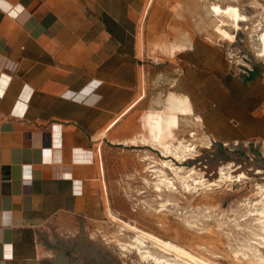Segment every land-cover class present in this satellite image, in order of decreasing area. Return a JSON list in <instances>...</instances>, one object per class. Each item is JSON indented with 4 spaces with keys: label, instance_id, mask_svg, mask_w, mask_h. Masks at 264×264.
I'll use <instances>...</instances> for the list:
<instances>
[{
    "label": "crops",
    "instance_id": "crops-1",
    "mask_svg": "<svg viewBox=\"0 0 264 264\" xmlns=\"http://www.w3.org/2000/svg\"><path fill=\"white\" fill-rule=\"evenodd\" d=\"M190 2L0 0V264H91L112 157L136 155L145 114L151 127L172 95L221 141L249 136L233 107L210 119L208 98L193 94L190 72L218 48Z\"/></svg>",
    "mask_w": 264,
    "mask_h": 264
},
{
    "label": "rangeland",
    "instance_id": "rangeland-1",
    "mask_svg": "<svg viewBox=\"0 0 264 264\" xmlns=\"http://www.w3.org/2000/svg\"><path fill=\"white\" fill-rule=\"evenodd\" d=\"M214 5L223 10L233 6L241 17L217 14ZM190 6L193 13L202 12L203 34L218 48L209 50L205 71L190 72L193 94L208 98L213 108L210 119L218 115L216 106L233 107L238 116L234 120L236 133L249 136L224 142L205 124V119L196 120L194 115L181 118L175 136L159 137L162 142L173 143L184 138L196 145L192 154L180 160L163 144L152 143L158 135L152 126L148 127L145 114L141 137L132 141L139 144L136 155L112 157L107 216L91 221L88 229L91 264H158L152 258H143L135 247H122L123 243L135 244L134 231L123 228L122 221L177 243L212 264H264V217L260 214L264 210V53L260 51L264 0H191ZM219 27L229 36L224 37ZM196 44L194 48L199 46ZM226 91L234 98L233 104L222 101ZM246 110L251 112L247 118ZM216 127L218 134L231 135L229 127ZM146 156L152 158L146 160ZM161 160H172L185 170L193 168L194 176L203 179L208 187L199 186L189 193L174 178L179 192L164 189L163 195H158L152 184L158 173L149 171L148 162L174 177ZM222 170L229 174L227 178L221 177ZM148 245L157 256L177 264H193L187 256H176L151 242Z\"/></svg>",
    "mask_w": 264,
    "mask_h": 264
},
{
    "label": "bare ground",
    "instance_id": "bare-ground-1",
    "mask_svg": "<svg viewBox=\"0 0 264 264\" xmlns=\"http://www.w3.org/2000/svg\"><path fill=\"white\" fill-rule=\"evenodd\" d=\"M213 8H214L213 10L217 14L224 15L223 12H225V14L231 16L232 18L240 19L241 17L239 13L240 11H238V9L233 6H229L226 10H223V8L220 7L219 5H214ZM219 30L223 33L224 37L229 36V33L226 30H224L222 27H219ZM171 49L172 48L170 47V50ZM260 51L264 53V34L261 37ZM190 100L188 97H184L180 95H172V97L170 98V105L168 109L165 112H158V111L153 112L150 118V122L153 123V125L151 124L152 128L154 129V132H156L158 135L157 138H155L154 141H152V143L156 144L157 142V144L158 143L163 144V147L166 149L167 152H170L174 156V158H178L180 160L185 159L187 155L192 154L195 151L196 145L190 140H183L184 138L182 140H177V143H173L171 142V140L162 142L161 139H159V137H173L176 135V131L180 125V121H179L180 113L187 115L189 114L190 116L194 115L195 113L193 111L194 108L192 109ZM194 117L196 120H202L201 117L198 115H194ZM194 135L195 132H192L190 134V136L192 137ZM144 141L147 142L148 140L144 139ZM150 158L152 157L151 156L145 157L146 160ZM148 164H150L148 166L150 172L158 173L156 176H154L155 180L152 181V184L154 190L157 191L158 195L160 196L163 195L162 192H164V189L174 191L175 193L179 192L178 190L179 187L176 186L175 181L179 182L180 187H182L184 190L188 191L189 193H192L193 190L197 189L199 186L208 187V184L206 185L203 179H198L197 177L194 176L195 171L193 168L185 170L184 167L176 166L174 162H172V160H161V165L171 170L172 173L174 174V177H171L169 173L165 171L162 167L155 168L156 165L152 164V161H149ZM221 175H222L221 177L226 175V178L227 176H229V174L224 172V170H222ZM260 214H262V217H264V210L261 211ZM112 217L113 219H117L115 215H112ZM122 222L123 223L121 226L123 228L134 231L133 238L135 243V244L129 243L125 245L123 243L122 247L126 250L135 247L140 253V255L143 258H146V260L152 258L158 264H177L176 262L172 261V259L170 260L167 257L157 256L150 249V246L148 245V243L151 242L152 244L159 246L164 250L175 252L176 256L189 257L190 260L193 262V264H212L209 260L196 258L195 256L192 255V253L188 252L186 249H184L182 246L178 245L177 243L162 239L156 236L155 234L142 230L137 226H134L133 224H130L126 221H122ZM262 229L264 230V227H262ZM262 237L264 239V236Z\"/></svg>",
    "mask_w": 264,
    "mask_h": 264
}]
</instances>
